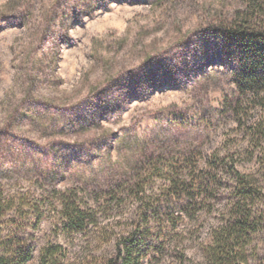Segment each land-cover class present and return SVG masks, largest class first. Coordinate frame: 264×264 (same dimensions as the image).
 <instances>
[{
    "label": "rangeland",
    "instance_id": "374dc122",
    "mask_svg": "<svg viewBox=\"0 0 264 264\" xmlns=\"http://www.w3.org/2000/svg\"><path fill=\"white\" fill-rule=\"evenodd\" d=\"M250 3L0 0V193L41 208L28 264L50 243L60 264H107L133 241L140 264H209L248 217L232 258L264 264V90L224 34ZM67 191L97 222L68 237Z\"/></svg>",
    "mask_w": 264,
    "mask_h": 264
},
{
    "label": "trees",
    "instance_id": "16d2710c",
    "mask_svg": "<svg viewBox=\"0 0 264 264\" xmlns=\"http://www.w3.org/2000/svg\"><path fill=\"white\" fill-rule=\"evenodd\" d=\"M264 10V0H251L246 10L239 12L235 20L225 26V36L237 40L245 48L243 62L245 63L241 81L257 94L264 89L259 85L264 84V31L257 34L249 33L250 21L257 19L256 14ZM250 45L248 46V44ZM254 135L259 136L261 142V159L264 160V122L252 126ZM239 180L248 185V176L239 173ZM61 206L59 226L65 235L72 236L87 230L90 225L96 224L93 208L79 198L74 191L62 193L59 199ZM39 205L33 204L24 197L0 193V264H28L33 258L35 245L34 236L30 230H37L43 219ZM248 218L236 219L223 228L221 240L216 237V248L210 251L209 264H241L245 260L233 259L234 245L241 240L243 233L247 232ZM66 249L60 244L50 243L41 250V264H60L66 256ZM107 264H140L135 258L134 241L124 244L118 243L115 256Z\"/></svg>",
    "mask_w": 264,
    "mask_h": 264
}]
</instances>
